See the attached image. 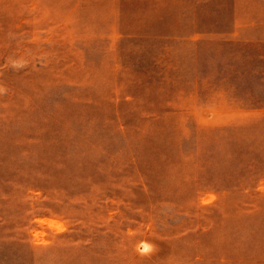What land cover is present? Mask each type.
Instances as JSON below:
<instances>
[{"label":"rangeland","instance_id":"374dc122","mask_svg":"<svg viewBox=\"0 0 264 264\" xmlns=\"http://www.w3.org/2000/svg\"><path fill=\"white\" fill-rule=\"evenodd\" d=\"M0 264H264V0H0Z\"/></svg>","mask_w":264,"mask_h":264}]
</instances>
